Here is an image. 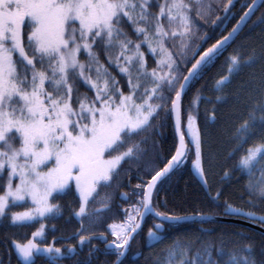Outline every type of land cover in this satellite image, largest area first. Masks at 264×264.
<instances>
[{"label": "snow or ice", "instance_id": "obj_1", "mask_svg": "<svg viewBox=\"0 0 264 264\" xmlns=\"http://www.w3.org/2000/svg\"><path fill=\"white\" fill-rule=\"evenodd\" d=\"M237 2L0 0V228L19 254L17 264H34L38 257L63 264L84 247L82 264H92L100 252L114 253L112 264H121L148 219L149 244L166 245L153 264H264V232L257 255L247 232L213 237L203 227L208 214L177 212L167 194L178 174L195 169L209 203L264 229V14L249 24L264 3L245 0L238 13ZM217 8L223 15L213 19ZM257 26L258 47L237 45L245 28ZM218 65L223 74L209 89ZM129 161L137 163L134 175L125 177L131 193L122 195L129 207L107 225L112 238L82 235L89 231L85 219L96 223L111 211L109 194L102 207L89 206ZM132 179L139 182L132 185ZM233 181L241 206L224 198ZM67 197L65 206L60 201ZM65 212L80 224L71 236L52 223ZM189 222L201 225L198 233L169 236ZM35 224L30 238H13V229ZM50 232L60 234L47 242ZM77 238L79 250L56 246ZM12 252L8 247V264Z\"/></svg>", "mask_w": 264, "mask_h": 264}, {"label": "trees", "instance_id": "obj_2", "mask_svg": "<svg viewBox=\"0 0 264 264\" xmlns=\"http://www.w3.org/2000/svg\"><path fill=\"white\" fill-rule=\"evenodd\" d=\"M218 3H224L226 0H217ZM245 0H238L236 3V7L234 11L241 12L240 5L243 4ZM264 3V1L262 2ZM261 5V4H260ZM264 14V6H259V10L251 17V20L249 21V24H251V21L257 20V17ZM215 15H223V12L220 10V8H217L215 11V14L213 16V19L215 18ZM238 19V16H237ZM235 21H232L231 24L228 26V30H231L232 24H234ZM204 31H207L205 29ZM226 35L227 33H223ZM260 36H261V29L260 27H255L254 30H250L248 28H245L243 32L239 35L237 38V45L240 43H243L246 48L248 47H258L260 44ZM216 39L219 38V35L215 37ZM215 42L214 39L209 41V43ZM237 45H233V47H236ZM232 48L228 49V52H231ZM228 53H225V56ZM218 68H214L212 72L209 74L208 77V87L211 88L212 78H219L218 74ZM119 78V77H118ZM205 83L204 81H201V84ZM200 85H197L199 87ZM85 89H81V91H84ZM207 96H211L212 92L208 91L205 93ZM209 108H211V105H208ZM218 128L222 129V137H221V151L225 152L229 148V144L227 142L228 132L226 128H223V122ZM165 136L167 138V144L168 146L171 145L172 141V132L171 129H163ZM142 135H146L142 134ZM137 139H139L137 137ZM158 139V137L156 138ZM163 143V142H162ZM145 147H148L147 145ZM151 156V153H149ZM137 167L136 161H129L127 164L123 166V170L120 172L119 177L113 182L112 186L109 188H106L101 192L100 196L98 198H105V194L111 195V202L110 207L111 211L103 212L101 213V220L92 223L88 219H85L84 221V227L87 228L88 232H81L82 235H88L89 232H96V233H104L106 235H109V239L112 237L108 233L107 225L111 224L113 222H119L123 217L121 215V208H127L126 206H129V203L123 202L122 207L120 208L117 203L118 199H121V193H131V188L128 186V183L125 179L126 176L134 175V169ZM231 168V162H228L225 165L224 170L227 171ZM218 172H220V169H217ZM237 176H239V173H236ZM193 176H195V170L192 169V174L190 175L188 172V169L185 168V170L178 174L176 178H174L173 183L170 187L167 189V194L170 203L173 206H176V211L179 212L180 209H184L186 211L192 212V211H199L208 214L209 220L204 222L203 227L204 228H210L212 229V236L216 237L220 232L222 231H233L238 230L241 232H247L248 238L246 242L255 241L256 242V252L257 255L260 253V243L262 241V237L260 235L261 232H264L258 224H252L247 220L239 219L235 217L226 216L224 214V209L222 206H217L214 203H209L205 197L204 194L197 184V179H194ZM139 181L136 179L131 180V184L135 185ZM242 183V181H241ZM241 190L240 186L233 181V187L232 188H226L225 189V199H228L229 202L234 203L236 206H241V201L239 199V196L236 194L237 191ZM163 195V193H162ZM71 200V197H67L65 199H62L60 202L65 204L67 206L68 201ZM122 200V199H121ZM120 200V201H121ZM178 201H183L182 203H178ZM103 205V204H102ZM99 205L98 207L102 206ZM97 207V208H98ZM160 210H165L163 207H160ZM52 223H55L57 225V228L60 230V232H63L66 236H71V234L77 230L80 229L79 222L73 217L71 219L68 218V213L65 212L64 218H61L57 221H52ZM152 220L148 219L147 223L144 225V231L141 232L139 235H136L133 242L130 245L129 253L125 258L122 260L121 264H153V261L160 255L162 248H164L166 245H159L154 246L149 244L147 239V231L148 228L151 227ZM38 224L33 225L31 228L25 229L23 231H19L16 229H13L15 232L14 239H26L30 238V234L32 231H35L36 227H38ZM201 225L189 222L186 225L178 226L174 232H169V236L175 235L180 232H199ZM60 232L52 233L50 232L48 235L47 242H52L51 237L52 235H59ZM93 244L97 245L101 249H103V244L99 240H93ZM67 245H77L78 250L80 249V246L78 245V238L77 239H68V240H58L56 242V246H67ZM12 247L13 252L11 256V264H17V261L20 259L17 252L15 251L14 245L11 243V240H6L4 230L0 228V257H2L5 261V264H8L9 258L7 255V248ZM134 253V254H133ZM139 253V255L135 254ZM88 255V249L87 247H84L83 250H80L78 252V255L66 258L63 261V264H76V261H80L81 264ZM116 256L114 253H110L108 255H105L103 252H100L98 254V258H94L92 261V264H112L113 261H115ZM20 264H23L22 260L20 261ZM34 264H46V257L44 258H37V260L34 262Z\"/></svg>", "mask_w": 264, "mask_h": 264}, {"label": "rangeland", "instance_id": "obj_3", "mask_svg": "<svg viewBox=\"0 0 264 264\" xmlns=\"http://www.w3.org/2000/svg\"><path fill=\"white\" fill-rule=\"evenodd\" d=\"M104 203H105V198H97V201L95 203H93V204H90L89 207H90V209L97 208L99 205H102ZM17 210H23V209L21 208V209H17ZM14 248H15V246H14ZM18 256H19V254H18Z\"/></svg>", "mask_w": 264, "mask_h": 264}, {"label": "water", "instance_id": "obj_4", "mask_svg": "<svg viewBox=\"0 0 264 264\" xmlns=\"http://www.w3.org/2000/svg\"><path fill=\"white\" fill-rule=\"evenodd\" d=\"M264 0H258V6L263 2ZM124 193H126V192H122L121 193V198L123 199V200H125L126 198L122 195V194H124ZM102 207V206H101ZM99 208V207H98ZM263 231H264V229H262ZM135 237H136V235H135ZM134 240V239H133ZM132 240V241H133ZM132 241L130 242V245H131V243H132ZM129 252V251H128ZM128 252H126V254H125V256L128 254ZM136 255L137 254H135L134 255V257H136ZM125 256L121 259V262H122V260L125 258Z\"/></svg>", "mask_w": 264, "mask_h": 264}, {"label": "flooded vegetation", "instance_id": "obj_5", "mask_svg": "<svg viewBox=\"0 0 264 264\" xmlns=\"http://www.w3.org/2000/svg\"><path fill=\"white\" fill-rule=\"evenodd\" d=\"M122 199V198H121ZM121 199H118V203H117V205L121 208L122 206L121 205H123V202L125 201V200H121ZM121 200V201H120ZM126 207H129V206H126ZM129 253V252H128ZM134 254V253H133ZM128 255V254H127ZM126 255V256H127Z\"/></svg>", "mask_w": 264, "mask_h": 264}]
</instances>
